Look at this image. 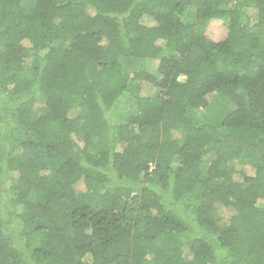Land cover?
<instances>
[{
	"label": "trees",
	"instance_id": "16d2710c",
	"mask_svg": "<svg viewBox=\"0 0 264 264\" xmlns=\"http://www.w3.org/2000/svg\"><path fill=\"white\" fill-rule=\"evenodd\" d=\"M0 264H264V0H0Z\"/></svg>",
	"mask_w": 264,
	"mask_h": 264
},
{
	"label": "rangeland",
	"instance_id": "374dc122",
	"mask_svg": "<svg viewBox=\"0 0 264 264\" xmlns=\"http://www.w3.org/2000/svg\"><path fill=\"white\" fill-rule=\"evenodd\" d=\"M246 12L249 16H251L254 11L251 9H246ZM204 35L213 41L221 40L226 35V29L220 21H211L207 24L204 30ZM147 65L150 67V69H152L151 63H148ZM218 119L219 117L217 118L215 117L214 120L217 121ZM212 121H213V116L211 118H208L207 122L213 123ZM224 217L227 219L229 217V214L228 213L225 214Z\"/></svg>",
	"mask_w": 264,
	"mask_h": 264
}]
</instances>
